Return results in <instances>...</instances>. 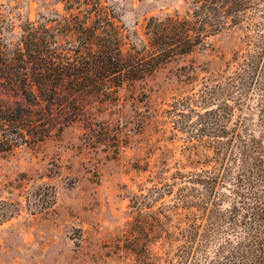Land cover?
I'll return each mask as SVG.
<instances>
[{
  "label": "rangeland",
  "instance_id": "obj_1",
  "mask_svg": "<svg viewBox=\"0 0 264 264\" xmlns=\"http://www.w3.org/2000/svg\"><path fill=\"white\" fill-rule=\"evenodd\" d=\"M106 4L124 51L151 16L186 9ZM14 13L49 9L19 0ZM116 96L62 100L72 122L0 152V264H264V168L242 153L264 150V1Z\"/></svg>",
  "mask_w": 264,
  "mask_h": 264
},
{
  "label": "trees",
  "instance_id": "obj_2",
  "mask_svg": "<svg viewBox=\"0 0 264 264\" xmlns=\"http://www.w3.org/2000/svg\"><path fill=\"white\" fill-rule=\"evenodd\" d=\"M262 1L184 0L182 15L151 16L139 48L124 51L106 0H38L49 9L41 22L15 14L19 0H0V152L41 142L56 125L61 130L72 122L74 114H56L62 100L78 104L86 97L115 98L120 88L144 80L209 34L241 22ZM57 4H62V12L50 9ZM60 40L78 43L72 50L62 49ZM219 131L226 133L224 127ZM262 152L250 155L245 148L242 153L251 166L264 168ZM215 174L208 172L199 180L213 185ZM154 259L161 264L162 257Z\"/></svg>",
  "mask_w": 264,
  "mask_h": 264
}]
</instances>
